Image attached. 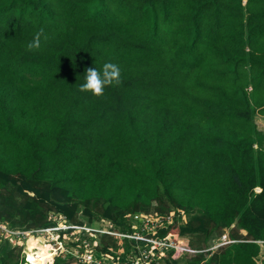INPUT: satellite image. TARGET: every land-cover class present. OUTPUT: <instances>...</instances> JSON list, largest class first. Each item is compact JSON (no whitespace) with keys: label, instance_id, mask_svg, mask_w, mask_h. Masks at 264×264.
I'll list each match as a JSON object with an SVG mask.
<instances>
[{"label":"trees","instance_id":"obj_1","mask_svg":"<svg viewBox=\"0 0 264 264\" xmlns=\"http://www.w3.org/2000/svg\"><path fill=\"white\" fill-rule=\"evenodd\" d=\"M41 29L48 39L29 51ZM106 62L122 83L81 92L86 69ZM258 114L264 0H0V221L11 228L52 227L57 214L131 230L130 216L175 212L159 236L207 249L228 229L237 241L151 264H258ZM38 246L29 259L48 264ZM22 252L2 240L0 264H26Z\"/></svg>","mask_w":264,"mask_h":264},{"label":"built area","instance_id":"obj_2","mask_svg":"<svg viewBox=\"0 0 264 264\" xmlns=\"http://www.w3.org/2000/svg\"><path fill=\"white\" fill-rule=\"evenodd\" d=\"M174 214L175 212H172L168 216H160L154 213L135 214L130 216L131 230L117 228L116 225L110 221H103L101 223L102 227L98 228L88 225H74L67 222L65 216L57 214H52V218L55 220L57 219V223L60 218H62L67 226L61 228L56 224L52 227L39 229H18L11 228L7 223L0 221L1 234H8V236H0V241L8 239L13 244L18 245L20 241L15 237H24L26 245L31 232L45 233L55 230L57 232V238H55L57 241L54 243V247L51 248L58 253L57 256L63 255L66 257V255L69 254L73 255L77 259L78 264H151L154 261L161 263L168 258L178 255L182 256V254L187 252H206L213 248L237 241L231 239L228 232H224L215 241L216 243L219 242L218 245L207 249H197L188 247L189 244L182 241L184 237L178 234L159 236V230L167 227L168 223L171 221V216ZM104 224L108 226L107 230L103 228ZM74 229H81V234L73 236L76 240L71 242V244H69V242L64 243L61 234L67 236V233L72 232ZM101 235L112 236L115 240V244L118 246L111 244L108 250H104L102 242L100 241ZM49 241L50 240H44L45 245H48ZM126 241L129 242L130 246H126ZM261 242L264 243V241H259V243ZM130 251L131 253H129ZM23 253L27 259L26 264H34L29 259V254L27 252L25 253V248ZM53 261H49L48 264L53 263Z\"/></svg>","mask_w":264,"mask_h":264},{"label":"clouds","instance_id":"obj_3","mask_svg":"<svg viewBox=\"0 0 264 264\" xmlns=\"http://www.w3.org/2000/svg\"><path fill=\"white\" fill-rule=\"evenodd\" d=\"M42 36L45 41L48 39L41 29L36 33L33 40L27 44L29 51L39 50L41 48ZM121 83V69L119 65L112 62H106L103 65L102 70L93 67L86 69L85 82L80 85L79 90L81 92H90L94 96H102L106 86L119 85Z\"/></svg>","mask_w":264,"mask_h":264},{"label":"rangeland","instance_id":"obj_4","mask_svg":"<svg viewBox=\"0 0 264 264\" xmlns=\"http://www.w3.org/2000/svg\"><path fill=\"white\" fill-rule=\"evenodd\" d=\"M259 124L262 126V123L261 122H259ZM181 218V221L183 222H185L186 221V218L184 217L183 219H182V216H180ZM58 225L57 226H59V227H61V228H63V227H65V226H67V224L65 223V221L62 219V218H60V220L58 221V223H57ZM84 225H87V224H84ZM98 227H102L101 226V224L98 226ZM97 227V228H98ZM104 229H108V226H106L105 224H104V227H103ZM67 232V231H66ZM81 232V229H74L72 232H70V233H67V236L65 235V234H61L62 236H63V241H64V243L65 242H69V244H71V242H73V241H75L76 240V238H74L73 236H75V235H78V234H81L80 233ZM225 232H228V229H225ZM56 234H57V232L55 231V230H53V231H51V232H38V233H33V232H31L29 235L30 236H34L35 235V237H41V238H43L44 240H50L49 242H48V245L46 246V245H43L50 253L51 252H53V253H56L55 252V250L53 249V248H51V247H54V243L57 241L55 238H57V236H56ZM0 236H8V234H1V230H0ZM29 236V237H30ZM70 236V237H69ZM2 238H5V237H2ZM15 238H17L19 241H20V244H18L20 247L22 246V251L24 250V248H25V253L26 252H28L27 250H26V245H25V238L23 237V238H18V237H15ZM38 240V238H32V240ZM82 239H84V238H82ZM3 240H5V239H3ZM43 240V241H44ZM42 241V240H41ZM183 242H185V243H188L189 245H188V247H190V248H192V247H194V246H192L191 245V237H184L183 238V240H182ZM216 241V240H215ZM1 242V241H0ZM121 242V241H120ZM36 243H39V242H36ZM36 243H34V244H36ZM218 243L219 242H215L214 243V245L213 246H215V245H218ZM123 244H124V242H123ZM261 244V246H262V248H263V254H262V256H264V243L263 242H261L260 243ZM12 245H14L13 243H12ZM114 246H118L117 244H114ZM120 246V245H119ZM223 246V245H222ZM222 246H219V247H216V248H213V249H211L210 250V252H215L216 250H218L220 247H222ZM71 247V246H70ZM120 248L122 249V247L120 246ZM128 253V252H127ZM126 253V254H127ZM129 253H131V251L129 252ZM24 253L22 252V255H23ZM52 254V253H51ZM57 254L58 253H56V255L55 254H53L52 256H54V259L53 258H51V259H49V260H52L53 261V263H50V264H55V261H56V258H57ZM197 254H199L198 252H187V253H184V254H182V255H187V256H195V255H197ZM24 256V255H23ZM51 256V257H52ZM50 256H47L46 258H49ZM63 257V258H62ZM62 259L64 260V263L63 264H78L77 263V259L73 256V255H66V257H64L63 255H62ZM75 258V259H74ZM43 261H46V260H43Z\"/></svg>","mask_w":264,"mask_h":264},{"label":"bare ground","instance_id":"obj_5","mask_svg":"<svg viewBox=\"0 0 264 264\" xmlns=\"http://www.w3.org/2000/svg\"><path fill=\"white\" fill-rule=\"evenodd\" d=\"M32 238H38V240H32ZM42 240V241H41ZM36 242H39L38 244H39V246H38V248L36 249V252H37V254L41 257V258H43V259H49V258H45L44 256H42V254L39 252V249L41 248V246H42V244L43 245H45V243H44V241H43V238H41V237H35V236H30V238H29V240L27 241V244L28 243H36ZM26 244V245H27ZM47 246V245H46ZM52 254H55V253H53V252H51ZM30 258V257H29ZM53 259H54V257H53ZM34 261V260H33ZM43 261V260H42Z\"/></svg>","mask_w":264,"mask_h":264},{"label":"crops","instance_id":"obj_6","mask_svg":"<svg viewBox=\"0 0 264 264\" xmlns=\"http://www.w3.org/2000/svg\"><path fill=\"white\" fill-rule=\"evenodd\" d=\"M256 121H257V123H258L259 128H261V129L264 131V116L258 114V115L256 116ZM259 122L262 123V126L259 124ZM242 232H243V233H246L245 230H242Z\"/></svg>","mask_w":264,"mask_h":264},{"label":"water","instance_id":"obj_7","mask_svg":"<svg viewBox=\"0 0 264 264\" xmlns=\"http://www.w3.org/2000/svg\"><path fill=\"white\" fill-rule=\"evenodd\" d=\"M263 251L261 252V254L259 255V261L258 264H264V256H262Z\"/></svg>","mask_w":264,"mask_h":264}]
</instances>
